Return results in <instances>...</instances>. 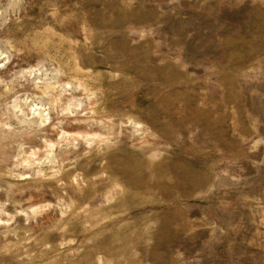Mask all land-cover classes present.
Instances as JSON below:
<instances>
[{
  "label": "rangeland",
  "instance_id": "1",
  "mask_svg": "<svg viewBox=\"0 0 264 264\" xmlns=\"http://www.w3.org/2000/svg\"><path fill=\"white\" fill-rule=\"evenodd\" d=\"M0 264H264V0H0Z\"/></svg>",
  "mask_w": 264,
  "mask_h": 264
}]
</instances>
